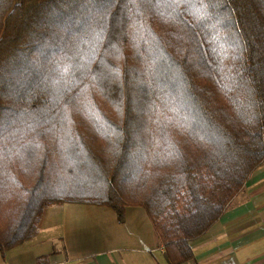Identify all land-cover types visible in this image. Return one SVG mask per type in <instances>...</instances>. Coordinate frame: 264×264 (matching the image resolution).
I'll return each mask as SVG.
<instances>
[{
	"label": "trees",
	"instance_id": "obj_1",
	"mask_svg": "<svg viewBox=\"0 0 264 264\" xmlns=\"http://www.w3.org/2000/svg\"><path fill=\"white\" fill-rule=\"evenodd\" d=\"M263 156L264 0H0L1 256L81 203L179 264Z\"/></svg>",
	"mask_w": 264,
	"mask_h": 264
},
{
	"label": "crops",
	"instance_id": "obj_2",
	"mask_svg": "<svg viewBox=\"0 0 264 264\" xmlns=\"http://www.w3.org/2000/svg\"><path fill=\"white\" fill-rule=\"evenodd\" d=\"M179 264H264V156ZM0 264H165L140 206L120 221L106 206L61 203L42 211L36 235L0 255Z\"/></svg>",
	"mask_w": 264,
	"mask_h": 264
}]
</instances>
